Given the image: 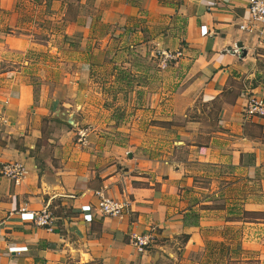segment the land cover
<instances>
[{
	"label": "crops",
	"instance_id": "0c3cea01",
	"mask_svg": "<svg viewBox=\"0 0 264 264\" xmlns=\"http://www.w3.org/2000/svg\"><path fill=\"white\" fill-rule=\"evenodd\" d=\"M246 1L0 0V264H151L133 235L180 238L188 255L230 226L264 260V218L238 217L264 213V120L242 114L243 89L264 85V47L237 29ZM118 50L179 53L158 73L171 91L148 95L145 114L99 105L96 73ZM56 84L69 86L61 101ZM13 163L19 184L1 172ZM96 190L128 201L127 214L101 216ZM45 207L51 231L20 219Z\"/></svg>",
	"mask_w": 264,
	"mask_h": 264
},
{
	"label": "rangeland",
	"instance_id": "374dc122",
	"mask_svg": "<svg viewBox=\"0 0 264 264\" xmlns=\"http://www.w3.org/2000/svg\"><path fill=\"white\" fill-rule=\"evenodd\" d=\"M148 55V53L145 54V60L142 61V56L139 53H125L118 50L114 56V58H116L114 60V62H116L115 67H112V64H107L106 68L96 73L99 78L97 83L102 81L107 97L106 99L108 100L99 103L103 109L109 108L108 105L110 104L115 107V110L125 105V109L130 108L133 110V114L135 112L145 114L148 110H152V106L155 104V100L148 99V95L151 97L153 93L158 91L163 92L164 94L171 91V86L167 83L168 78L165 79V81H160V79L164 77L166 78L167 76L161 77L158 73L159 71H166V67L175 59L168 62V65L165 68L160 66L161 69H158L157 63L160 65L163 56L160 54H156L152 57ZM106 59L108 60L109 57ZM55 71L57 70H54V72ZM120 76L122 79L118 78ZM42 87L43 86L40 84L33 85L35 96L41 92ZM47 87L48 92H51V94L55 93L58 97L57 99H60V101L70 91L69 86L62 84L49 85ZM138 92L145 93V101L134 100L132 94H137ZM113 94H120V96L123 94H131V99H128L129 97L126 96V101H110ZM131 110L127 112L128 118L121 116L117 119V123L124 124L125 122L127 123L133 120V118H129ZM107 111L110 114L111 111ZM70 116L72 120L75 121V126L87 127V125H84L87 123H77L83 118L81 116V118L78 117L79 115L76 112L70 113ZM65 118L66 117H63V119ZM106 119H109V115L105 117V120ZM71 126H73V124ZM149 135L151 136V134ZM143 137L145 140V134ZM170 139V137H163V140L165 141ZM239 215L240 216L238 217L246 221H251L255 218H264V213L243 212ZM236 228L237 226H230L224 228L222 231L218 230L220 234L224 235V237L222 236L223 239H225L222 241L225 244L223 246L228 248L229 251V255L225 254L223 257L220 256L219 261L218 250H220L221 246L215 245V242L214 245L209 246V240L206 242L204 241L202 250L196 251L195 253L190 252L187 255L184 253L183 244L180 238L159 237L157 239L154 238L153 242L151 241V243L148 244V251L153 255V261L151 264H264V260L256 259L257 255L253 249H244L242 247L240 241L241 229L239 230Z\"/></svg>",
	"mask_w": 264,
	"mask_h": 264
},
{
	"label": "built area",
	"instance_id": "2783aa9c",
	"mask_svg": "<svg viewBox=\"0 0 264 264\" xmlns=\"http://www.w3.org/2000/svg\"><path fill=\"white\" fill-rule=\"evenodd\" d=\"M244 13V16L237 24V29L255 38L258 47H264V0H247ZM238 50L237 47H234L230 52L236 54ZM159 54L163 56L160 62L162 68H165L168 62L179 56V53L168 51L160 52ZM242 96L245 99L242 107L243 117L245 119L264 120V85L260 93L252 92L250 89H243ZM1 172L11 178L14 184H19L26 175L25 168L18 163L5 164L1 168ZM93 195L96 198L95 209L101 216L122 217L129 211V202L126 200L114 199L106 195L103 190H96ZM89 207L82 206L79 209L83 214V218L88 220L90 219ZM19 216L22 221L32 222L36 226L49 231L53 229L52 214L48 207L38 212H26L21 209ZM131 244L138 251H143L144 247L149 244V240L144 236L133 235Z\"/></svg>",
	"mask_w": 264,
	"mask_h": 264
},
{
	"label": "trees",
	"instance_id": "16d2710c",
	"mask_svg": "<svg viewBox=\"0 0 264 264\" xmlns=\"http://www.w3.org/2000/svg\"><path fill=\"white\" fill-rule=\"evenodd\" d=\"M222 236L224 237V235L222 234ZM213 243V244H212ZM216 244L215 245H219V246H221V248H220V250H218V261L220 260V256L221 257H223L225 254H228V248H225L223 245H225L224 244V242H219V243H217V242H215ZM208 245L210 246V245H214V242H211V241H209V243H208ZM212 250V249H211ZM229 255V254H228ZM229 257V256H228Z\"/></svg>",
	"mask_w": 264,
	"mask_h": 264
},
{
	"label": "water",
	"instance_id": "95a60500",
	"mask_svg": "<svg viewBox=\"0 0 264 264\" xmlns=\"http://www.w3.org/2000/svg\"><path fill=\"white\" fill-rule=\"evenodd\" d=\"M240 46H241L240 44L237 45V47H240ZM71 121H72V120H71Z\"/></svg>",
	"mask_w": 264,
	"mask_h": 264
}]
</instances>
